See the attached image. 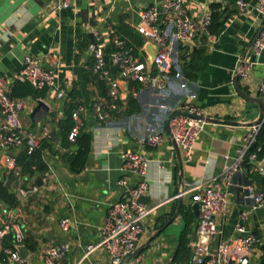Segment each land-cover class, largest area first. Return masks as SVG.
Masks as SVG:
<instances>
[{"label":"crops","instance_id":"crops-1","mask_svg":"<svg viewBox=\"0 0 264 264\" xmlns=\"http://www.w3.org/2000/svg\"><path fill=\"white\" fill-rule=\"evenodd\" d=\"M159 1L75 0L70 7L58 9L50 0H0V76L5 79L8 93L18 80L26 52L43 58L53 53L57 56L52 66L57 81L84 107L92 133L91 151L80 173L69 170L62 156L66 149L61 148L59 142L55 143L53 149L46 151L49 171L23 184L34 185L37 190L20 197L14 209L0 203V218L19 220L25 237L35 243L34 251L26 246L29 250L26 264H44L43 250L59 241L68 244L65 264H110L104 249L96 248L87 253L86 247L99 241L109 205L122 196L124 189L117 184V179L124 176L130 185L138 180L121 168V152L126 150L148 157L149 190L144 201L155 207L145 221L138 247L149 243L139 255L143 264H168L177 251L179 236L185 227L182 207L194 215L187 226L190 247L199 221L190 195H183L179 214L156 236L177 211L179 197L175 196L196 181L219 174L231 163L239 154L250 123L257 119L258 107L238 95L232 82L240 60L247 50L249 55L252 41L264 26V15L255 8L257 0H245L248 8L242 13L237 0H184L187 13L194 17L209 13L214 2L234 11L216 34L198 36L178 47L177 56L185 54L187 61L196 64V71L192 73L196 76L185 75L181 70L183 61L176 59L165 90L153 91L135 82L137 96L130 97L127 106L115 111L106 121L94 119L91 105L100 93L88 51L92 29L113 24L141 57L152 55L154 47H143L144 40L135 26L140 19V8ZM251 58L255 64L247 80L240 84L257 96L260 95L258 85L264 80V53ZM118 84L122 95L127 96L132 83L119 80ZM26 100V108L20 114L24 127L39 130L46 125L58 131V121L64 117V103L53 91H48L44 98ZM39 100L48 105V110L44 118L34 119L32 113ZM181 102L195 105L209 118L197 137L191 159H186L170 138L158 147H149L144 142L150 124H155L168 136L165 124ZM6 154L7 151L0 147V181L5 184L10 180V189L15 190L22 181L10 178L3 164ZM8 154L13 155V151ZM251 175L243 168L234 176L228 212L216 218L221 231L216 240L237 234L238 214L252 204L244 198L241 185L258 187ZM37 178L41 186L36 184ZM62 217H68L67 231L58 225ZM246 227L263 240L256 246L252 258L257 264H264V207L252 211Z\"/></svg>","mask_w":264,"mask_h":264},{"label":"built area","instance_id":"built-area-1","mask_svg":"<svg viewBox=\"0 0 264 264\" xmlns=\"http://www.w3.org/2000/svg\"><path fill=\"white\" fill-rule=\"evenodd\" d=\"M55 8L70 7L75 0H50ZM239 12H245L248 2L237 0ZM256 11L264 15V0H257ZM139 22L135 28L144 42L152 43L156 47L153 59L149 55L141 57L136 50L128 45L113 24L103 29H92L93 41L88 45L92 58L91 70L99 79L107 82V95H98L93 99L91 110L99 122L109 119L115 111L127 106L129 97L137 96L135 82L153 91H163L167 88L169 75L177 59V50L181 43L191 41L198 36L208 35L211 24L210 12L200 17L187 13L184 0H160L146 4L139 10ZM250 53L241 59L236 72L240 81L247 80L249 72L255 62L251 58L260 57L264 53V26L259 30L250 47ZM109 55V67L105 55ZM57 56L47 54L45 58L26 52L18 79L30 82L36 88H47L53 91L55 97L66 102H78L69 96L66 88L59 85L53 64ZM235 72V73H236ZM132 83L127 96H123L118 81ZM258 92L264 97V80L258 85ZM26 98H14L8 93L5 79L0 76V147L7 151L3 157V164L11 174H17L14 155L8 151L26 147L28 151L36 149L44 139L58 143L56 133L49 126H42L39 130L28 129L21 122L20 114L26 108ZM188 112L200 115L199 109L190 103L181 102L175 112ZM75 125L69 133V139L74 137L81 128H87L88 119L85 109L79 105L73 112ZM205 120L194 117L177 115L170 121L168 136L155 124H150L149 132L144 142L149 147H158L170 138L181 148L183 156L191 159L197 137L204 130ZM261 124H251L243 137L238 156L217 175L196 181L187 188H183L175 197L189 194L193 202L198 203L199 221L195 229L191 244V256L187 264H257L252 256L262 238L252 231H248L246 224L253 210L264 207V188L258 190L253 184L241 185L244 198L252 204L242 209L238 214L235 225L237 234L227 239L216 237L221 233L216 218L223 217L228 212L230 197L233 194L234 176L243 170V161L247 151L254 143ZM122 170L128 171L138 180L130 185L126 177L117 179V184L123 187L120 199L108 207L103 224L100 228L99 241L86 247L87 253L102 248L109 256L110 264H143L140 255L134 256L139 241L144 233V224L154 210V206L144 201L149 190L147 171L148 157L138 151L126 150L121 152ZM255 164L254 170L264 174V158L258 160L256 154L249 155ZM48 176V174H47ZM21 180V179H20ZM22 181V180H21ZM34 185L23 186L19 182L15 191L17 196L25 197L34 193ZM63 231L68 230V217L58 221ZM11 234L13 247L1 246L2 238ZM25 238L23 224L16 219H4L0 222V264H26V259L20 256L18 246L23 245ZM68 244L62 241L47 246L41 259L44 264H65Z\"/></svg>","mask_w":264,"mask_h":264},{"label":"trees","instance_id":"trees-1","mask_svg":"<svg viewBox=\"0 0 264 264\" xmlns=\"http://www.w3.org/2000/svg\"><path fill=\"white\" fill-rule=\"evenodd\" d=\"M235 0H233L234 2ZM234 12L228 10V7L223 8L220 3H211L210 16L211 24L209 26V34L204 36H211L216 34L229 19L230 15ZM181 45V44H180ZM179 45V46H180ZM186 55L177 56L178 60H181V70L188 77L194 78L196 75H192L193 71H196V64L193 61H187ZM175 65L171 71H174ZM97 81L100 95H107V82L99 79L94 75ZM139 83V82H138ZM140 84V83H139ZM47 88H36L30 82L26 80H16L9 92V95L14 98H31L38 99L44 98L47 94ZM130 97L128 103L130 101ZM81 105L80 102H66L64 103V117L58 121V131L56 135L58 137L59 146L65 148L66 152L62 155L65 163L72 173H80L86 166L88 156L92 146V133L87 128H81L74 137V140L69 139V133L75 125V120L72 117V112ZM89 125V123H87ZM55 142L44 139L40 145L32 150L28 151L26 147H20L18 149L11 150L15 157L16 165L19 167L17 174L10 175V178L15 180L21 179L22 185L25 184L28 179L33 176H43L49 171V162L47 158V150L53 149ZM255 153L256 158L261 160L264 158V121L262 122L260 129L256 135L254 143L247 151V155L243 161V168L252 174V180L256 181L257 189L262 190L264 188V174L254 170L255 164L250 161L249 155ZM0 203H2L8 209L16 208L20 199L15 190L8 188L3 182L0 181ZM182 214L185 219V227L182 229L179 236V245L173 259L168 264H187L189 263L191 255V247L188 240V224L194 218L192 212L182 207ZM22 244L26 245L31 251L36 249L35 243L29 238L25 237ZM2 247H13V237L11 234L5 235L1 240Z\"/></svg>","mask_w":264,"mask_h":264},{"label":"water","instance_id":"water-1","mask_svg":"<svg viewBox=\"0 0 264 264\" xmlns=\"http://www.w3.org/2000/svg\"><path fill=\"white\" fill-rule=\"evenodd\" d=\"M89 36H90V41L92 42L93 41V36L92 35H89ZM147 45H152L154 47V53L152 55H149L150 59H153V57H154V55L156 53V47L152 43H146V46ZM251 45H250V47H251ZM146 46H145V49H146ZM248 51L249 50L246 51V53L243 55L242 59H244L247 56ZM105 60H106V63L108 64V67H109V55L108 54L105 55ZM232 82H233V86L236 89L238 95H240L247 103H249V104L250 103L251 104H255L258 107V113H259V115H258L257 119H255L253 122L250 123V125L251 124H257V123L262 124V122L264 121V97L262 95H257V96L251 95L248 91H246L242 87V85L240 84V79H239V73L238 72L235 73ZM47 110H48V105L45 102H43L42 100H39L36 108L34 109V111L32 113V117L34 119H39L41 117L44 118L45 117V113H46ZM177 115L190 116V117H194V118H197V119H200V120H209L208 117H205L202 114L197 115V114H190L188 112L177 111V112L173 113L168 118V120H167V122L165 124V128H166V131H167L168 134H170V121L172 120V118H174ZM173 143H174L175 147L178 150L179 147L177 146V144L174 141H173ZM35 182L39 186L42 185V183H41V181H40L39 178H37ZM5 185L8 188H10V180H7L5 182ZM181 202H182V197H179V199H178V207H177L176 213L170 219H168V221L157 231L156 236L159 233H161L166 228V226L168 224H170L175 219V217L179 214ZM192 209L195 212V214L198 215V203L197 202H194L192 204ZM148 243L147 244H144V245H141L140 247H138L134 251L133 255L134 256L139 255L140 252H142V250L148 245ZM18 249H19L20 256L23 259H26L27 256H28V253H29V250L26 247V245H20V246H18ZM121 264H124V263H121Z\"/></svg>","mask_w":264,"mask_h":264},{"label":"rangeland","instance_id":"rangeland-1","mask_svg":"<svg viewBox=\"0 0 264 264\" xmlns=\"http://www.w3.org/2000/svg\"><path fill=\"white\" fill-rule=\"evenodd\" d=\"M0 219H1V220H0V222H1L4 218L2 219V217H1Z\"/></svg>","mask_w":264,"mask_h":264}]
</instances>
